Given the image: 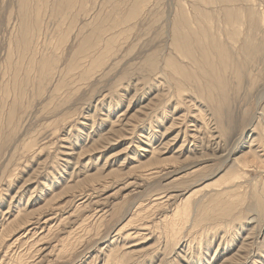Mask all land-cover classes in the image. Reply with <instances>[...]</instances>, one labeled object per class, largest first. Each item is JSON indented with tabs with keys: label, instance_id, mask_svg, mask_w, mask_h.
<instances>
[{
	"label": "rangeland",
	"instance_id": "374dc122",
	"mask_svg": "<svg viewBox=\"0 0 264 264\" xmlns=\"http://www.w3.org/2000/svg\"><path fill=\"white\" fill-rule=\"evenodd\" d=\"M203 5L0 0V264H264V0Z\"/></svg>",
	"mask_w": 264,
	"mask_h": 264
},
{
	"label": "bare ground",
	"instance_id": "6f19581e",
	"mask_svg": "<svg viewBox=\"0 0 264 264\" xmlns=\"http://www.w3.org/2000/svg\"><path fill=\"white\" fill-rule=\"evenodd\" d=\"M194 6L200 7L203 4H211L213 0H191ZM223 2V1H222ZM203 5V6H205ZM213 7V6H212ZM211 13V12H210ZM203 15H209V12L203 11L202 13L196 12L195 18L199 19V17ZM226 21L229 22L232 18V14L230 10L226 9ZM184 18V27L181 30L179 35L175 36L174 43L177 46V53L182 58H185L189 62H203L205 64H211L209 61L210 50L214 52L218 48L219 41L216 38H211L208 43L205 42V39L208 37L207 35L213 34L215 32L213 23L208 24V31L201 29L200 31L196 32L192 30L186 24L188 23L189 19L185 15ZM253 20V18H252ZM202 58V60L199 59ZM163 83V82H162ZM203 118V117H202Z\"/></svg>",
	"mask_w": 264,
	"mask_h": 264
}]
</instances>
